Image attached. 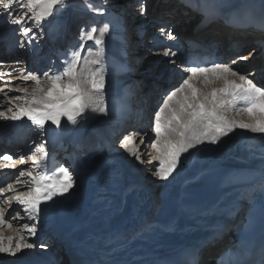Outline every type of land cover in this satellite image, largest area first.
<instances>
[{"label": "bare ground", "instance_id": "obj_1", "mask_svg": "<svg viewBox=\"0 0 264 264\" xmlns=\"http://www.w3.org/2000/svg\"><path fill=\"white\" fill-rule=\"evenodd\" d=\"M213 1L219 2V0ZM192 2L197 3L196 6L185 0H88L92 6L105 9V15H98L88 9L84 0H65V3L70 5L68 7L71 8L73 14L70 25H67L68 19L64 15L65 7L61 6H58L54 11L53 17L59 18L56 20V24L51 21L53 17L44 22L49 33L44 42L50 48L49 50L43 47L38 48L37 45L41 41L38 43L34 41L30 47V51L34 52L31 56L34 59L32 63L35 64L38 61L36 58L39 56L38 59L43 65L42 71H47L50 68L55 71L62 66V60L66 53L61 56H53L52 52L60 51L62 48L64 50L63 45L67 44L68 36L76 31L80 24L79 28L81 29L87 30L95 25L99 31V28L108 22L110 13L114 19H112V23H109V32L105 36L104 46L105 91L109 100L111 97L118 98L119 92L116 90L115 84L119 82L128 84L130 81L121 70L123 43H128L130 47L134 48L131 51L134 54L130 55V59L132 64L136 62L134 68L135 74L138 76H132V79L142 80L144 84L152 86L153 91L150 98H145L146 101L142 105L140 116L131 111L112 115V106L109 102L110 114L108 116L86 113V120L76 126L62 127L58 134L56 133L58 130L52 126L51 129L46 127V134L40 137L39 130L26 120H3L0 123V154L6 153L13 156V162L16 164L14 169H17L13 173H18L22 168L35 171L34 168L29 169L32 165L31 160H27L24 165H21L17 158H26L29 149L44 140L47 141L45 147L49 153L46 161L48 169L51 170L59 166L68 167L73 173L77 185L69 193L70 199L62 205L61 210L55 215H50L47 222L42 221L41 223V228H45L47 233L53 234L54 237L52 241L49 240L44 244L51 245L53 243V247H49L50 249L41 248L39 252L42 255L39 258H33V255L29 256L31 254L29 251H34L35 254L38 251L37 248L25 249L16 257L0 254V264H74L78 258L73 256L75 250L72 247L77 245L80 249L87 248V251L88 248H91V252L101 255H108L112 253L111 251H114V256L129 255V252H133L135 255H153L150 253L151 248L145 244L146 240L149 243L151 236L157 240L158 250L175 245L174 250L176 251L185 247V244L193 238L196 240L200 236L201 238L208 237L206 245L199 246L201 249L196 251V255L190 261L179 264H214L219 254L228 247L230 242H233L237 233L231 234V229L239 230L241 228L240 226L235 227L237 212L238 214L243 213L239 215L241 217L239 220L242 223H244V216L247 212H245L246 208L242 205V201L225 200L226 198L232 199L231 194L247 192L253 183H264V134L236 130L229 137L223 138V147L219 145L200 146L205 149L203 152L192 150L194 154L189 153L181 157L180 166L176 173H173L174 178L170 177L169 181H160L146 170L151 169L157 163L156 161L153 160L152 163L147 164L136 163L135 158L121 147V140H119L121 135L128 133H146L144 144L139 143V135H134L133 138L145 159L149 155L155 156V150L146 151L149 139L154 135L151 131L152 123L148 117L149 112L153 109L155 111L154 106L158 105L159 100L166 94V90L169 91L175 83L177 84V79L181 80L184 75H181L183 66L189 61H200L193 56L192 51L198 54V58H210L211 48L208 46L215 41L220 45L229 41L232 45L236 43L242 47V51H239L236 44L235 47L232 46L224 54L225 59L228 57L233 59L236 55H247L249 51L252 52L248 61H238L232 67L239 68L241 73L255 69V76L250 78L258 86H264V59L259 63V57L256 56L261 50L259 46H256L257 38L251 36L254 31L264 28V0H229V5L239 4L238 9L235 6V11L249 19L236 16L222 17L223 19L216 20L205 16L198 1L193 0ZM141 4L144 5L143 13L140 10ZM17 11H19L18 8ZM136 13H138V21L143 19L142 22L133 23ZM148 16L154 21L150 22L153 24L149 25L148 29L152 30L145 40V32H143L142 38H139L137 30L140 29V25L148 24ZM186 20H190L192 24L187 25ZM171 22L173 24L184 23L192 39L194 31H200V28H203L200 35L196 36L206 44L205 51L192 50L187 53L183 50L182 44L176 42L178 39L176 41L167 40L161 34L160 27L163 25L169 27ZM222 25H231L232 28ZM136 26L138 27L135 29ZM12 28V25L0 17V68L17 69V71H11V76L15 77L18 71L23 70L24 72L26 66L21 51L15 50L16 39L13 36ZM81 29L77 30V34L73 37L76 41L70 45V48L78 46ZM175 34L176 31H173V35ZM175 36L177 37V35ZM262 36L264 37V33ZM39 39L40 37H38ZM1 43L4 46H1ZM260 43L264 48V39ZM88 44L91 42H86V48ZM164 45L178 46L180 51L177 57H164L157 52V49ZM246 52L248 53L245 54ZM145 54L149 55L146 56L145 66L142 68L141 60L143 61ZM161 59H164V65L161 66H164L163 70L156 73L145 72L148 67L157 65ZM170 59H175L181 67L169 63ZM16 61L23 63L16 64ZM253 64L255 65L251 67ZM167 65L173 71L180 70L178 78L172 79L170 73L166 75L169 72V69L165 71ZM18 68L20 69L18 70ZM158 73L160 74L157 75ZM168 81H170V85H168ZM11 82L21 87L31 88L34 85V83L30 85L29 82L25 83L20 80ZM6 91H10V88H7ZM142 93H145L144 90ZM2 98L3 95L0 94V100ZM8 106L3 104L0 109L4 110ZM134 116L139 119V122L131 121L130 117ZM239 119L247 120V117L241 116ZM124 122L127 123L124 125ZM18 138L22 141H19ZM254 164H257V172L254 177L251 175L244 177L247 174L244 170ZM93 166L96 167L95 171L92 170ZM9 169L10 171L14 170L13 168ZM121 171H123L122 177H118ZM239 178H243L242 182L246 184L237 186L222 197L219 196L224 183L230 180V184H236L239 183ZM123 183L126 185L125 189L120 188ZM210 184L215 187L213 186L214 188L211 189ZM169 186L172 188L167 189ZM174 191L175 196L172 194ZM170 197H172L173 209L167 215L166 207ZM17 207L18 205L14 203L5 215L9 216ZM231 207H236V212L229 216L232 212L229 209ZM225 216L226 222L228 220L230 226L229 232H226L221 225ZM120 217H123L122 222H119ZM149 218L150 220H148ZM22 221L23 223L28 222L27 217L24 216ZM105 223L108 226L116 227V231L113 234L108 233L104 226ZM100 225L103 226L95 228ZM61 231L63 232L59 234ZM4 234L5 230H3L5 237ZM14 234V230L6 233L8 236ZM212 236L214 237L212 238ZM78 242L81 244H74ZM150 243L153 244L152 240ZM138 244L145 246L134 250L133 248L138 247ZM55 251L59 254L53 258ZM185 251L182 255H185ZM105 255L102 257L107 258L108 256ZM185 257L183 256V258Z\"/></svg>", "mask_w": 264, "mask_h": 264}, {"label": "snow or ice", "instance_id": "obj_2", "mask_svg": "<svg viewBox=\"0 0 264 264\" xmlns=\"http://www.w3.org/2000/svg\"><path fill=\"white\" fill-rule=\"evenodd\" d=\"M26 3L27 11H17L16 6L23 7L21 0H0V17L15 26L14 32L21 37V48L26 45L31 47L34 41L38 43V37L44 35V22L54 16L58 6H70L66 5L65 0H26ZM84 4L91 12L105 15L103 7H94L88 0H84ZM140 10L143 13V4ZM112 19L109 13L108 22L99 31L95 25L87 30L82 28L78 46L67 51L59 69L53 71L50 68L40 73L29 71L27 74L20 70L15 77L8 73L9 83L20 80L34 82V85L31 88L13 85L10 91L19 95H9L0 83V93L5 95V99L0 100V106L9 105L0 110V120H26L43 137L46 127L51 129L54 126L56 130H61L69 125L76 126L87 119L86 113L108 116L109 102L112 115L123 114L134 95L131 88L126 89L119 99L111 97L109 100L105 91L104 46ZM160 32L167 40H177L167 25L161 26ZM86 42H91L87 48ZM179 51L178 46L172 45L157 49L164 57H177ZM252 54L236 55L227 62L222 59L210 63L187 62L183 66L187 75L159 100L153 114L151 131L154 135L149 139L146 151L155 150V156L149 155L145 159L141 154L133 136L139 135V143L144 144L146 133L143 132L124 135L120 141L121 147L135 158L136 163L156 161L151 169L146 170L160 181H169L170 177L174 178L173 173L180 166L181 157L192 153V150L203 152L205 149L200 146L223 147V138L236 130L264 134V86H258L250 78L255 76V69L241 73L239 68L232 67L238 61H248ZM169 63L177 64V61L170 59ZM177 67L181 65L177 64ZM3 75L0 71V82L3 81ZM216 83H222L223 87L203 90ZM241 116H246L247 120L239 119ZM46 144L47 141L42 140L29 149L26 158H17L21 165L31 160L35 171L22 168L14 182L0 183V254L16 257L25 249L46 248L45 244L30 240L42 230V221L47 222L50 215L61 210L62 205L70 199L69 193L77 186L68 167L48 169ZM15 167L12 155L0 154V169ZM14 203L18 207L6 218L5 213ZM24 216L28 222L14 225L13 221L22 220ZM4 228L14 230L15 234L4 237ZM192 255L195 256L196 252ZM257 256L258 259L252 264H264V244Z\"/></svg>", "mask_w": 264, "mask_h": 264}, {"label": "rangeland", "instance_id": "obj_3", "mask_svg": "<svg viewBox=\"0 0 264 264\" xmlns=\"http://www.w3.org/2000/svg\"><path fill=\"white\" fill-rule=\"evenodd\" d=\"M220 1H222V0H219V2ZM228 2H229V0H227L226 1V3H225V8L227 9V8H229V9H227V11H225V12H227V14H232V15H237V16H240V14H238V13H236V12H234L232 9L233 8H235V6H237V8L236 9H238L239 8V4H235V5H229L228 4ZM21 3L23 4V7H19V6H17V8L19 9V11H27V3H26V0H21ZM66 5H68L67 3H66ZM231 8V9H230ZM235 9V10H236ZM211 15H214V14H216V13H214V12H211L210 13ZM64 15L66 16V18L68 19V21H67V25L69 24L70 25V23L72 22V19H73V14H72V10H71V8H69V7H65V9H64ZM150 16V15H149ZM149 16H148V18H149ZM59 18L58 17H53L52 19H51V21H54V23L56 24L57 23V21L56 20H58ZM223 19V18H222ZM135 22V20L133 21V23ZM136 23V22H135ZM153 24V23H152ZM151 23H150V25H152ZM155 24H156V21H155ZM81 25V24H80ZM80 25H79V27H80ZM148 25L149 24H146L145 26H141L140 25V27H144V28H148ZM14 27L15 26H13V36L15 37V39H16V47H15V50L16 51H21V53H22V55H23V57H24V60H25V66H26V69H25V71H24V74H27V72H29V71H35V72H37V73H40V72H42V69H43V65H42V63H40V60L38 59L39 58V56H37L38 58H36V60H38V61H36L35 62V64L34 63H32L33 62V58H31V56L33 55V53L34 52H32V51H30V47H28L27 45L25 46V47H23V48H21V47H19V41H20V39H21V37L20 36H18L15 32H14ZM77 28V30L79 29H81V28ZM152 27H154V26H152ZM136 28V27H135ZM77 30L76 31H73V33H71V35H69L68 36V40H67V44L64 46L63 45V47L65 48L64 50H63V48L59 51H53L52 52V54H53V56H56V55H59V56H61V55H64L65 53H67V51L70 49V45L72 44V43H75V38H73L76 34H77ZM152 29H149V31L147 32V35H145V37L147 38V36H148V33L151 31ZM46 33H47V35H46ZM48 32H47V26L44 24V35H43V37L42 38H40L38 41H41V43L40 44H38L37 45V47L38 48H40V47H43V48H45L46 50H49V46H47L46 45V43L44 42V40L46 39L45 37H48ZM3 39V38H2ZM2 42V41H1ZM3 45V43H1V46ZM4 46V45H3ZM250 52V51H249ZM248 52H246L245 54H247ZM148 55L149 54H145L144 55V58H143V61L141 60V62H142V64H141V67L143 68L144 66H145V61H146V59H147V57H148ZM147 56V57H146ZM4 65V64H3ZM162 65H164V59H161L158 63H157V65H155V66H151V67H148L147 69H146V71L145 72H159V71H161V70H163V68H164V66L163 67H161ZM20 68H18V70H19ZM165 71H168L167 69H169V72L168 73H166V75L167 74H169V73H173V76L175 77V78H178L179 77V75H180V70H174L173 71V69L172 70H170V67L167 65V66H165ZM153 70V71H152ZM0 71H2L3 73H4V75H3V81L2 82H0V83H2L3 84V86H5V92H7L9 95H14V94H16V95H19L18 93H14V92H11V91H6V89L7 88H11L13 85H15V84H13L12 82L11 83H9V79H10V77H9V75H8V73H10L11 74V70H10V68L7 70V69H5V68H0ZM19 72V71H18ZM16 74H18V73H16ZM159 74V73H158ZM182 74H184V75H187V73H184V71L182 72V70H181V75ZM184 75H182V76H184ZM171 76H172V74H171ZM177 76V77H176ZM12 77V76H11ZM140 79H142V78H140ZM22 82V81H21ZM169 82V84L168 85H170V81H168ZM180 82V80H178L177 79V83H179ZM26 83V82H25ZM34 82H30L29 81V83L28 84H30V85H32ZM175 85H176V83H175ZM212 87H216V88H220V87H223V84L222 83H216V84H214V85H210V86H208L207 88H204L203 90L204 91H211V89H212ZM143 88V87H142ZM168 90H166V92H167ZM0 94H2L3 95V98L1 99V100H4L5 99V95H4V93H0ZM151 99H152V97H151ZM155 105H157V104H155ZM154 108L157 110V108H158V105L157 106H154ZM0 110H2V109H0ZM155 110V111H156ZM150 111V110H149ZM155 111H153V113H151V115L150 114H148V117H149V119L151 120V123H152V117H153V114H154V112ZM150 113V112H149ZM151 117H150V116ZM244 117H246V116H244ZM1 122H3V120H0V123ZM127 122H124V125L126 124ZM123 125V126H124ZM151 127H152V124H151ZM14 134V133H13ZM124 135H121L120 137H119V140H121L122 139V137H123ZM22 141V140H21ZM216 146H218V145H216ZM30 168H34L35 169V166L32 164L30 167H29V169ZM19 169V168H18ZM28 169V168H27ZM4 170V169H3ZM3 170H1L0 169V183H7V182H10V181H13L14 182V180H15V178H16V174L15 173H13V172H16V170L17 169H14L13 171H10V169L8 168V169H5L4 171ZM20 170V169H19ZM92 170L93 171H95L96 170V167L95 166H93L92 167ZM122 173H123V171H121V174H120V176H118V177H122ZM12 176V177H11ZM125 187H126V185H125V183H123V184H121L120 185V188H124L125 189ZM172 188V186H169V187H167V189H171ZM172 194H174L173 196H175V191L174 192H172ZM172 196V197H173ZM172 197H170V199H169V202H168V204H167V207H166V214L168 215V214H170L171 213V211H172V209H173V204L171 203V198ZM225 201H228V199L226 198V200ZM156 206V205H155ZM154 208V207H153ZM230 210H232V212L230 213V215L229 216H231V215H233L235 212H233V210H236V207H231V208H229ZM158 210V209H157ZM239 215H242V213H239ZM239 215H237V220H239L241 217L239 216ZM5 217L7 218L8 216L7 215H5ZM226 217V216H225ZM151 218V217H150ZM150 218L148 219V220H150ZM147 222V221H146ZM13 223H14V225H18V224H22L23 223V221L22 220H17V221H13ZM145 223V222H144ZM74 225H77V224H74ZM3 230H5V237H8V235H6V233L7 232H11V231H9L8 229H6V228H4ZM63 231H61V232H59V234L60 233H62ZM15 233V232H14ZM39 233V234H38ZM37 234H38V236L35 238V239H33V241H30V242H35V243H43L44 244V242H47V241H52L53 240V234H49V233H47V230L45 229V228H43L41 231H39ZM230 233L232 234L233 233V231H230ZM229 233V234H230ZM206 235V234H205ZM205 235H203V236H205ZM10 236V235H9ZM48 236V237H47ZM201 236L200 237H197L196 238V242H197V245L198 246H202V245H204L205 243H206V238H208V237H203V238H201ZM46 239V240H45ZM46 244V243H45ZM53 244V243H52ZM46 245L47 247L45 248V249H50L51 247H53V245ZM206 245V244H205ZM50 247V248H49ZM204 247V246H203ZM202 247V248H203ZM37 248V250L38 251H36L35 252V254H34V251H29V254H30V252H31V254L29 255V256H32L33 258H39L42 254L39 252V250L41 249L40 247H36ZM58 254L59 253H56V251L53 253V258H56L57 256H58ZM3 255H6V254H3ZM24 256H26V255H24ZM58 264V263H57Z\"/></svg>", "mask_w": 264, "mask_h": 264}]
</instances>
